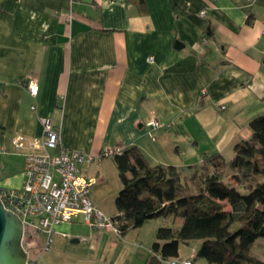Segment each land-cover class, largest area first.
I'll use <instances>...</instances> for the list:
<instances>
[{"label": "crops", "instance_id": "obj_1", "mask_svg": "<svg viewBox=\"0 0 264 264\" xmlns=\"http://www.w3.org/2000/svg\"><path fill=\"white\" fill-rule=\"evenodd\" d=\"M261 114L264 0H0V154L22 158L18 170L0 166V188L21 185L39 118L59 129L65 149L97 156L103 147H136L150 165H173L186 179L203 154L223 156L249 140L248 124ZM149 120L157 123L151 137ZM18 136L20 150L12 145ZM81 172L96 179L94 207L115 216L121 184L113 161ZM159 219L118 237L78 214L53 228L36 264H144L156 230L168 225ZM29 232L27 251L36 254L48 234ZM198 245H182L178 259Z\"/></svg>", "mask_w": 264, "mask_h": 264}, {"label": "trees", "instance_id": "obj_2", "mask_svg": "<svg viewBox=\"0 0 264 264\" xmlns=\"http://www.w3.org/2000/svg\"><path fill=\"white\" fill-rule=\"evenodd\" d=\"M248 126L250 139L233 146L231 159L203 154L186 179L173 165H150L136 147L111 158L121 184L110 217L119 237L148 220L171 219L156 230L144 264L178 258L180 247L193 241L205 264H264L248 254L264 238V114ZM3 134L0 127V139Z\"/></svg>", "mask_w": 264, "mask_h": 264}, {"label": "built area", "instance_id": "obj_3", "mask_svg": "<svg viewBox=\"0 0 264 264\" xmlns=\"http://www.w3.org/2000/svg\"><path fill=\"white\" fill-rule=\"evenodd\" d=\"M199 15L204 16L205 12L202 11ZM148 61L151 62L152 57ZM26 88L31 97L37 96L38 86L33 80L27 81ZM31 109L34 110L35 107L32 106ZM39 122L42 127L41 136L26 141L21 185L18 188H0V199L4 207L19 217L25 232L34 229L48 234L44 250L48 247L53 228L69 222L78 214L83 215L85 223L91 229L110 230L119 237L116 224L94 207L90 190L96 179L84 176L81 167L98 162L101 158L111 159L120 154L121 149L103 147L97 156L80 150H68L61 144L59 129L53 127L49 119L39 118ZM147 125L151 129V137L157 123L150 120ZM12 145L16 150L24 147L20 136L12 140ZM194 255L192 252L189 259L174 258L163 263L191 264ZM37 258L31 259L28 256L26 264H36Z\"/></svg>", "mask_w": 264, "mask_h": 264}, {"label": "water", "instance_id": "obj_4", "mask_svg": "<svg viewBox=\"0 0 264 264\" xmlns=\"http://www.w3.org/2000/svg\"><path fill=\"white\" fill-rule=\"evenodd\" d=\"M24 235L22 221L0 199V264H26L29 253L23 247Z\"/></svg>", "mask_w": 264, "mask_h": 264}, {"label": "rangeland", "instance_id": "obj_5", "mask_svg": "<svg viewBox=\"0 0 264 264\" xmlns=\"http://www.w3.org/2000/svg\"><path fill=\"white\" fill-rule=\"evenodd\" d=\"M150 121V120H149ZM148 121V122H149ZM148 126V125H147ZM151 131V130H150ZM202 141V145H205L207 146L208 143H206V140L205 139H201ZM9 156H6V155H1L0 154V166H3L5 163L7 165H9V169H15V170H18L19 166H20V160H22L21 156L16 152H11L8 154ZM225 157V159L229 160L232 158L233 156V153L230 152V153H224L223 155ZM9 169L6 167V170L9 171ZM3 177V174L2 172L0 171V178ZM159 221H163L165 224H168V225H171V223L169 222L168 219H163V218H160ZM30 235V232L27 230L25 232V235H24V239H23V247L27 250L28 247H27V237ZM33 235V233H32ZM46 241L43 243V245L39 248L38 252L35 254L33 253L31 250L28 251L29 253V256L31 257V259L33 257L38 256L39 254H41L43 251V247L45 245ZM196 243H199L197 241H193L191 242V244L195 245L196 246ZM248 254L249 256L251 257H254L260 261H264V238H258L257 240H255V242L251 245V247L249 248V251H248ZM195 256H193L194 258ZM38 259V258H37Z\"/></svg>", "mask_w": 264, "mask_h": 264}]
</instances>
